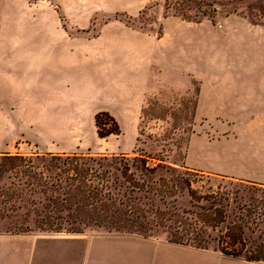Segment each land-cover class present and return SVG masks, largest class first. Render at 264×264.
Instances as JSON below:
<instances>
[{"label": "rangeland", "instance_id": "374dc122", "mask_svg": "<svg viewBox=\"0 0 264 264\" xmlns=\"http://www.w3.org/2000/svg\"><path fill=\"white\" fill-rule=\"evenodd\" d=\"M232 19L244 23L236 27L242 30V38L250 34L252 44L259 43L258 53H264V0H0V47L8 45L12 50L26 49L36 54L37 50H58L60 45L74 48L100 39L127 36L124 33L163 41L167 26L173 23L214 30ZM199 55H203L201 51L195 56ZM221 58L222 54L216 51L208 61ZM230 59H242L243 64L236 68L232 64L204 69L198 65L206 62L203 59L197 58L193 67L192 61L189 65L184 62L179 66V78L189 80L188 89L182 90L184 85H180L178 92L162 90L150 96L130 132L122 131L118 121L107 112L89 114L86 109L74 108L70 100L65 101L66 106L58 107V100L39 101L40 92L33 93V100L0 99V154L24 158L74 153L107 158L142 156L150 164L163 163L181 171L186 167L193 174L192 188L201 192L215 189L226 179L264 184V172L258 171L260 165L240 163L252 159L251 154H244L251 153V136L259 133L257 118L247 122V117L207 116L196 109L199 88L206 77L234 74L233 70L236 74H254V64L262 62L248 53ZM169 71L163 68L161 72L166 76ZM262 71L264 74V67ZM23 165L0 175V195L19 188L14 174ZM30 201L0 202V232L131 237L135 239L132 241H146L149 253L159 250L163 264H172L171 258L185 255L211 264H264L210 249L168 244L157 237L111 233L93 226L72 228L66 223H34L36 213L32 209L39 207ZM4 206L22 210L6 212L4 216Z\"/></svg>", "mask_w": 264, "mask_h": 264}, {"label": "crops", "instance_id": "0c3cea01", "mask_svg": "<svg viewBox=\"0 0 264 264\" xmlns=\"http://www.w3.org/2000/svg\"><path fill=\"white\" fill-rule=\"evenodd\" d=\"M235 20L214 30L173 23L167 26L163 41L124 33L127 36L74 48L60 45L58 50H37L36 54L12 50L8 45L0 47V99L33 100V93L40 92L39 101L58 100V107L70 100L74 108L86 109L89 114L107 112L122 131L130 132L150 96L162 90L178 92L180 85H184L182 90L188 89L189 80L179 78V66L184 62L189 65L192 61L193 67L198 58L208 62L198 64L204 69L232 64L236 68L242 66V59L230 58L248 53L262 61L254 64V74L233 70L234 74L206 77L196 109L207 116L247 117V122L257 118L259 133L251 136V153L244 154H251L252 159L240 163H257L258 171L264 172V53H258L259 43L252 44L250 34L242 38V30L236 27L244 23ZM199 51L203 55L195 56ZM216 51L223 58L208 61ZM163 68L170 69V75L164 76ZM132 240L111 235L0 232V264H163L159 250L149 253L146 241ZM170 260L172 264H211L187 255Z\"/></svg>", "mask_w": 264, "mask_h": 264}, {"label": "trees", "instance_id": "16d2710c", "mask_svg": "<svg viewBox=\"0 0 264 264\" xmlns=\"http://www.w3.org/2000/svg\"><path fill=\"white\" fill-rule=\"evenodd\" d=\"M0 161V175L24 163L14 174L19 188L2 193L0 202L31 200L39 207L32 209L34 223L93 226L264 261L263 184L223 179L201 192L192 188L193 174L186 167L150 164L142 156L0 154ZM19 210L4 206L1 212Z\"/></svg>", "mask_w": 264, "mask_h": 264}]
</instances>
